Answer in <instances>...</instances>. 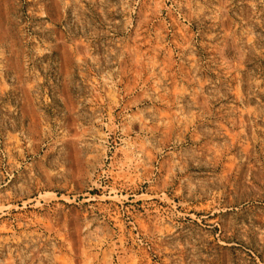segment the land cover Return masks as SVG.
Here are the masks:
<instances>
[{
  "label": "rangeland",
  "instance_id": "rangeland-1",
  "mask_svg": "<svg viewBox=\"0 0 264 264\" xmlns=\"http://www.w3.org/2000/svg\"><path fill=\"white\" fill-rule=\"evenodd\" d=\"M0 264H264V0H0Z\"/></svg>",
  "mask_w": 264,
  "mask_h": 264
}]
</instances>
